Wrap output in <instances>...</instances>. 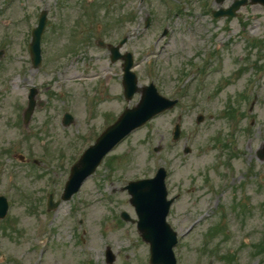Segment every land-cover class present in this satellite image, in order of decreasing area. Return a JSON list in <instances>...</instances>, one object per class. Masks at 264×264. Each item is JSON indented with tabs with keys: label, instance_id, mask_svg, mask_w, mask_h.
I'll return each mask as SVG.
<instances>
[{
	"label": "rangeland",
	"instance_id": "obj_1",
	"mask_svg": "<svg viewBox=\"0 0 264 264\" xmlns=\"http://www.w3.org/2000/svg\"><path fill=\"white\" fill-rule=\"evenodd\" d=\"M219 6L215 0H0V163L8 166L0 193L12 201L0 220V264H108L109 245L113 264H150L149 244L120 216L126 210L137 217L122 188L161 166L171 196L179 195L169 217L181 235L178 264H264V160L256 154L264 141V71L253 77V63L264 62V7L249 3L236 17L215 19L211 11ZM43 9L50 11L44 59L35 68L29 45ZM126 35L123 50L135 54L140 82H156L181 104L129 135L78 194L48 211L47 195L60 198L72 157L139 100V94L125 99L121 62L98 45ZM208 53L212 65L205 64ZM31 86L38 87V105L23 127L17 118L23 120ZM69 111L75 119L66 127ZM199 114L206 116L202 123ZM179 118L182 138L175 141ZM5 146L41 160L22 162L4 154ZM16 169L25 178L14 185L8 172Z\"/></svg>",
	"mask_w": 264,
	"mask_h": 264
},
{
	"label": "water",
	"instance_id": "obj_2",
	"mask_svg": "<svg viewBox=\"0 0 264 264\" xmlns=\"http://www.w3.org/2000/svg\"><path fill=\"white\" fill-rule=\"evenodd\" d=\"M224 0H219V2ZM249 0H236L228 9L221 8L214 11L216 17L224 15L234 16L237 14L243 4H247ZM252 3L260 2L264 5V0H252ZM47 11L44 10L39 25L33 30V40L30 46V52L33 56V63L39 66L42 60L41 53V38L47 23ZM150 20V19H149ZM149 21L147 22V24ZM123 40L119 46H109L112 51V61L124 59V78L123 83L125 87V94L127 99L131 100L136 92H141L142 97L140 101L133 108H126L121 117L109 126L104 133L98 138L93 146L89 147L82 155L80 160L73 166L71 177L67 182L65 199H70L74 192L78 191L84 180L90 176L97 166L101 163L105 154L111 151L117 143L123 140L126 135L148 122L155 117L159 112L170 109L176 104L175 100L167 99L160 92H157L154 84L140 87L136 72L132 71L134 60L131 53L121 54L120 47L126 42ZM103 43V42H101ZM35 91L33 90L29 98H31L27 117L31 115L36 104L34 98ZM68 122H70L71 115H67ZM203 117L199 118L202 121ZM181 132V125L177 124L175 136L179 138ZM260 157L264 158V147L258 153ZM166 170L164 167L159 169L158 174L154 178L141 179L139 181H131L127 187L130 194H132L131 203L136 206L140 221L138 227L145 240L151 243L152 249V264H176L173 247L176 245V232L166 222L167 214L173 200H167L168 192L166 190ZM56 204H51V207ZM8 200L0 197V217H5L7 214ZM125 218L129 219L126 213H123ZM107 261L113 263L115 255L112 250H108Z\"/></svg>",
	"mask_w": 264,
	"mask_h": 264
},
{
	"label": "flooded vegetation",
	"instance_id": "obj_3",
	"mask_svg": "<svg viewBox=\"0 0 264 264\" xmlns=\"http://www.w3.org/2000/svg\"><path fill=\"white\" fill-rule=\"evenodd\" d=\"M50 134H51V133H50ZM49 137H50V136H49ZM51 138H55V134H54V137L52 136ZM56 141H57V140H56ZM59 142H60V141H59ZM63 142H64V141H63ZM63 145H64V144H63ZM51 151H52V152H51ZM51 151H50L51 154L56 155L54 150H51ZM57 152H58L57 155H59L60 152H59V151H57ZM28 160H30V158H28ZM33 160L36 161V159H33ZM34 173H35V171H34ZM34 173H33L31 176H32L33 178H37V176H36ZM37 180H38V179H37ZM50 180H52V181L50 182V184H51V186H52V189H56V186H55V185H56V181H55V179H50Z\"/></svg>",
	"mask_w": 264,
	"mask_h": 264
}]
</instances>
